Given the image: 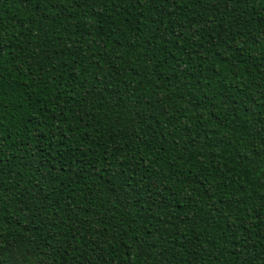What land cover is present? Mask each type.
<instances>
[{
    "label": "trees",
    "instance_id": "1",
    "mask_svg": "<svg viewBox=\"0 0 264 264\" xmlns=\"http://www.w3.org/2000/svg\"><path fill=\"white\" fill-rule=\"evenodd\" d=\"M0 264H264V0H0Z\"/></svg>",
    "mask_w": 264,
    "mask_h": 264
}]
</instances>
